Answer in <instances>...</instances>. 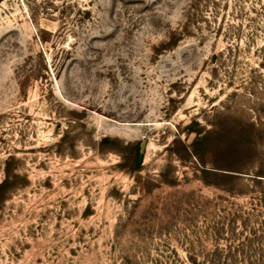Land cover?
Returning a JSON list of instances; mask_svg holds the SVG:
<instances>
[{"label": "rangeland", "instance_id": "1", "mask_svg": "<svg viewBox=\"0 0 264 264\" xmlns=\"http://www.w3.org/2000/svg\"><path fill=\"white\" fill-rule=\"evenodd\" d=\"M7 172L0 264H264V0H2Z\"/></svg>", "mask_w": 264, "mask_h": 264}, {"label": "trees", "instance_id": "2", "mask_svg": "<svg viewBox=\"0 0 264 264\" xmlns=\"http://www.w3.org/2000/svg\"><path fill=\"white\" fill-rule=\"evenodd\" d=\"M1 1L2 0H0V3ZM192 132L195 133L196 137L190 147H184V152L187 155L188 159H191V158L202 159L212 149V147L214 146V142L211 139L210 133L202 135L201 130L192 131ZM243 135L244 134H242V136ZM252 135L253 134L251 133V135L250 134L248 135V138L246 136L245 139H241L242 142H250ZM135 166L137 169L140 168V165L138 164V159L135 161ZM200 171L202 173L203 178L205 179L210 175L223 174L222 172H217V171L209 170L205 168H202ZM10 186H11L10 173L7 172L5 180L0 184V205L5 201L6 194L9 191Z\"/></svg>", "mask_w": 264, "mask_h": 264}, {"label": "water", "instance_id": "3", "mask_svg": "<svg viewBox=\"0 0 264 264\" xmlns=\"http://www.w3.org/2000/svg\"><path fill=\"white\" fill-rule=\"evenodd\" d=\"M145 146H146V143H142V144H141V152H140V154H139V158H138V163H139V164H142V162H143Z\"/></svg>", "mask_w": 264, "mask_h": 264}]
</instances>
